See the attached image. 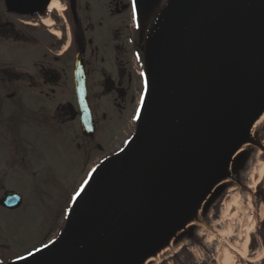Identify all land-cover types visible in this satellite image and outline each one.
I'll return each mask as SVG.
<instances>
[{
	"label": "flooded vegetation",
	"instance_id": "1",
	"mask_svg": "<svg viewBox=\"0 0 264 264\" xmlns=\"http://www.w3.org/2000/svg\"><path fill=\"white\" fill-rule=\"evenodd\" d=\"M24 1L36 6L0 0V255L25 239L36 240L26 254L57 243L80 195L134 139L178 2Z\"/></svg>",
	"mask_w": 264,
	"mask_h": 264
},
{
	"label": "water",
	"instance_id": "2",
	"mask_svg": "<svg viewBox=\"0 0 264 264\" xmlns=\"http://www.w3.org/2000/svg\"><path fill=\"white\" fill-rule=\"evenodd\" d=\"M235 58L209 90L205 72ZM151 77L136 139L95 177L62 240L19 264H134L195 219L264 101V0H178Z\"/></svg>",
	"mask_w": 264,
	"mask_h": 264
},
{
	"label": "rangeland",
	"instance_id": "3",
	"mask_svg": "<svg viewBox=\"0 0 264 264\" xmlns=\"http://www.w3.org/2000/svg\"><path fill=\"white\" fill-rule=\"evenodd\" d=\"M263 105L264 101L251 114L256 115ZM263 114L251 131L252 144L243 147L230 161L228 172L223 173L228 179L215 185L202 197L197 225L180 231L172 243V250L150 264H264V174L258 175V166L264 164V148L261 146L264 142ZM247 126L243 133L245 138ZM237 156L239 160L235 163ZM199 198L192 204L193 214ZM249 216L254 218L255 224L248 236L246 256L234 260L227 256L219 263V254L229 248L227 244L232 245L236 241L227 236L228 227L232 228L233 234H237L243 230ZM35 244L34 239L10 244L0 255V264H9L23 256Z\"/></svg>",
	"mask_w": 264,
	"mask_h": 264
},
{
	"label": "bare ground",
	"instance_id": "4",
	"mask_svg": "<svg viewBox=\"0 0 264 264\" xmlns=\"http://www.w3.org/2000/svg\"><path fill=\"white\" fill-rule=\"evenodd\" d=\"M244 56V54H243ZM238 62V58L231 59L230 61L227 60L223 67L217 71L215 69H208L205 72L204 75V80L206 84L208 85L209 90H213V88L218 84V82L225 77V75L232 69V66H236V63ZM261 64V63H259ZM264 113V105L262 106L261 110L255 115L253 114L252 117L250 118V121L247 122V129H246V141L244 140H239L234 146L232 147V150L228 154L227 161L224 164V170L225 172H228V166L230 164V161L233 159V157L245 146L251 145L252 141L251 140V131L253 129V126L255 125V122L257 119ZM264 115V114H263ZM263 117V116H262ZM238 125V124H237ZM246 127V126H245ZM245 127L243 130V133L245 131ZM242 132V131H241ZM240 132V133H241ZM242 133V136H243ZM245 136V134H244ZM261 146L264 148V142L261 144ZM264 174V164H261L258 166V175L261 176ZM228 179L226 176H222L221 179H216L214 180L210 187H209V192L213 189V187L220 182ZM257 181L253 184L255 186ZM203 201L202 199L198 200L197 205L195 206L194 213L197 218L198 211L200 209L201 203ZM239 224H242L239 221ZM238 224V225H239ZM255 224V220L252 216H249L247 218L246 225L244 226L243 230H240L237 234H233L232 228L229 226L226 234L229 238H235V242L231 244H227L229 248L224 249L221 254H219L218 257V262L221 263L225 257L229 256L230 259L234 260L236 257L239 258H244L246 256V246L248 242V236L252 233L253 227ZM191 225H197V221H189L187 220L186 223L179 229H176L173 231L171 235H169L166 239V241L160 245L157 249L154 250V252L149 253V254H144L141 259H139L136 263L134 264H150V263H156L159 259L160 256L164 255L165 253H168L172 250V243L175 241L176 236L178 233L182 230H184L186 227L191 226Z\"/></svg>",
	"mask_w": 264,
	"mask_h": 264
},
{
	"label": "trees",
	"instance_id": "5",
	"mask_svg": "<svg viewBox=\"0 0 264 264\" xmlns=\"http://www.w3.org/2000/svg\"><path fill=\"white\" fill-rule=\"evenodd\" d=\"M238 160H239V159H236V160H235V163H237V162H238ZM216 190H217V189H216ZM216 190H215V192H216ZM215 192H214V193H215Z\"/></svg>",
	"mask_w": 264,
	"mask_h": 264
},
{
	"label": "snow or ice",
	"instance_id": "6",
	"mask_svg": "<svg viewBox=\"0 0 264 264\" xmlns=\"http://www.w3.org/2000/svg\"><path fill=\"white\" fill-rule=\"evenodd\" d=\"M133 12H134V14H135V7H134V9H133ZM133 119H135V117H134Z\"/></svg>",
	"mask_w": 264,
	"mask_h": 264
}]
</instances>
